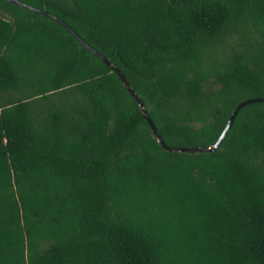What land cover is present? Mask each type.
Masks as SVG:
<instances>
[{
	"label": "trees",
	"instance_id": "1",
	"mask_svg": "<svg viewBox=\"0 0 264 264\" xmlns=\"http://www.w3.org/2000/svg\"><path fill=\"white\" fill-rule=\"evenodd\" d=\"M117 65L167 144L264 97V0H22ZM0 264H264V102L170 152L110 66L0 0Z\"/></svg>",
	"mask_w": 264,
	"mask_h": 264
},
{
	"label": "water",
	"instance_id": "2",
	"mask_svg": "<svg viewBox=\"0 0 264 264\" xmlns=\"http://www.w3.org/2000/svg\"><path fill=\"white\" fill-rule=\"evenodd\" d=\"M6 2L18 5L22 8L37 12L39 14H42L44 16H47L54 21L58 22L60 25H62L65 29H67L77 40L78 42L86 47L88 50H90L92 53H94L97 57H99L101 60H103L108 66H110L114 71L117 72V74L122 79V82L126 89L129 91V93L133 96V98L139 103L140 108L142 110V113L146 120L148 121L152 131L154 132L155 136L158 138V141L160 144L168 151L178 153V152H191V153H200V152H215L217 149L221 147L224 140L226 139L227 135L229 134L238 114L247 105L255 104V103H261L264 102V97H255V98H249L247 100H244L238 104V106L233 111L228 124L224 131L222 132L221 136L215 142L214 144H211L209 146H171L167 144L165 141L163 135L159 131L157 125L153 121L152 117L149 114L148 108L146 103L142 100L139 93L132 87L131 83L129 82L126 75L123 73V71L115 65L109 58H107L104 54H102L100 51H98L94 46H92L89 42H87L71 25H69L65 20H63L58 15L43 9L39 8L37 6L31 5L27 2H24L22 0H4Z\"/></svg>",
	"mask_w": 264,
	"mask_h": 264
}]
</instances>
